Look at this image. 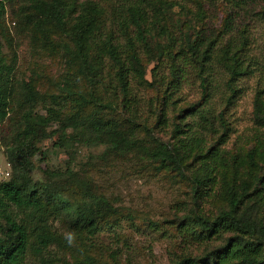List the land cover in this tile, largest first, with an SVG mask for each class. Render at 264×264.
<instances>
[{
    "label": "rangeland",
    "instance_id": "rangeland-1",
    "mask_svg": "<svg viewBox=\"0 0 264 264\" xmlns=\"http://www.w3.org/2000/svg\"><path fill=\"white\" fill-rule=\"evenodd\" d=\"M38 1L50 0H0V47L16 63L14 78L21 88L15 99L24 101L31 91L41 95L33 117H42L39 123L49 136L36 141L23 163L13 158L29 108L13 104L9 118L0 123V164L22 187L48 185L71 204L84 203L88 189L114 208V216L108 213L101 222L109 225L95 237L75 224L71 210L44 214V226L69 245H52L45 255L54 264H77L87 255L112 261L115 251L118 264H173L182 253L177 225L187 213L215 217L228 208L231 188L246 185L252 191L264 179V0H61L64 30L44 18ZM94 5L101 10L98 34L79 52L73 27L81 12ZM131 8L140 9L141 28ZM129 37L135 47L124 48L121 55L132 67L135 50L141 63L142 72L131 70L129 96L139 119L137 125L124 121L121 130L137 146L118 154L89 143L90 133L70 117L74 113L80 123L95 114L106 121L127 119L119 67L108 48L127 45ZM196 41L203 47L215 41V48L233 41L235 59L247 70L232 80L230 69L214 59L206 62L203 74L195 63L182 66L179 98L166 106L174 56L188 52ZM164 109L168 121L159 124ZM202 111L207 130L199 124ZM187 134L195 142L182 161L183 171L163 168L167 148L185 153L179 147ZM252 149L255 165L249 161ZM196 177L211 183L210 196L196 192ZM259 215H264L262 208ZM25 264L43 263L29 251Z\"/></svg>",
    "mask_w": 264,
    "mask_h": 264
},
{
    "label": "trees",
    "instance_id": "trees-1",
    "mask_svg": "<svg viewBox=\"0 0 264 264\" xmlns=\"http://www.w3.org/2000/svg\"><path fill=\"white\" fill-rule=\"evenodd\" d=\"M146 1L140 0L138 4ZM38 3V10L44 18L58 29L64 30L66 21L61 7L62 1L50 0L38 1ZM138 10L130 9L135 23L141 28V17ZM100 13L101 10L97 5L86 7L75 22L73 33L79 52L85 48L87 41L96 38ZM226 26L230 27L228 22ZM139 34L146 40L142 29ZM201 41L191 42L188 52L181 51L174 56L176 62L173 69L174 78L165 89L164 103L166 106L175 105V98H179L177 91L180 87L181 74L184 71L182 66H192L195 63L196 67L200 68L199 73L203 74L206 62L214 59L230 69L232 80L247 70L244 62L235 59L234 49L237 48V44L233 41L228 42L225 48H215V41H210L203 47L204 42L201 43ZM127 47L134 49V37H129L127 45L111 44L108 48V53L119 67L118 79L123 94L122 109L127 119L106 121L95 114L80 119L82 122L80 123L74 117V113L70 117L72 122H78L76 126L83 125L90 133L87 139L89 143L106 145L110 151L118 154L129 153L137 146V140L128 137L121 130L124 121L137 125L139 119V109L129 97L131 93L130 73L133 69L137 73L142 72V69L135 50L132 55L135 64L133 63L132 67L130 66L132 63L128 64V61L122 58L121 54ZM84 63L89 64L87 61ZM15 69V61H8L2 55L0 47V123L9 118L13 104L19 108L24 105L29 106L25 115L27 128L24 133L18 134L15 145L12 147L13 158L23 163L27 158V153L32 151L31 154H33L36 141L49 135L47 129L39 123V118L42 117L36 115L35 119L33 117L34 104L41 100V95L31 91L29 92L30 98L25 97L24 101L19 98L15 99L17 89L21 88L20 82L14 78ZM65 93L71 95L69 89ZM165 112L166 109L158 119L159 124H165L168 121ZM206 121L202 111L199 124L207 130ZM73 124L69 122L67 126ZM194 140L195 138L190 134L180 139L183 146L179 148L184 150L183 155H180L178 150L167 148L168 150L163 153L165 156L161 158L163 168L172 167L183 171L182 161L187 155L190 144L195 142ZM248 155L250 163L255 165L256 150L252 149ZM217 156V153H213L214 158ZM195 180L198 185L196 192L200 197L210 196V191L213 189L211 183L206 184L199 177ZM200 186L203 188H199ZM35 190H40L45 198L41 199L38 191ZM35 190L18 185L12 178L0 184V264H25L29 251L39 256L43 264H54L50 259L51 255L49 258L45 255V250L52 245L62 244L65 248L69 245L50 232L47 226H44L43 215L46 213L56 211L61 214L60 210L64 212L71 210L75 224L85 229L89 237H95L101 228L109 225L101 223L106 222L104 220L106 214L114 216L113 206L105 198L88 189L84 191L86 198L82 204H71L65 201L57 191L52 192L48 185L39 186ZM261 208L264 210V179L261 185L255 186L252 191L246 185L238 189L231 188L228 208L220 211L215 217L209 218L205 215L187 213L177 225V231L182 238V253L179 258L173 259V264H264V215H259ZM110 256L112 261H107L105 258L98 260L93 255H87L77 264H118L116 252L113 251Z\"/></svg>",
    "mask_w": 264,
    "mask_h": 264
},
{
    "label": "built area",
    "instance_id": "built-area-1",
    "mask_svg": "<svg viewBox=\"0 0 264 264\" xmlns=\"http://www.w3.org/2000/svg\"><path fill=\"white\" fill-rule=\"evenodd\" d=\"M11 172L9 170H6L1 164H0V184L8 181L10 179Z\"/></svg>",
    "mask_w": 264,
    "mask_h": 264
}]
</instances>
